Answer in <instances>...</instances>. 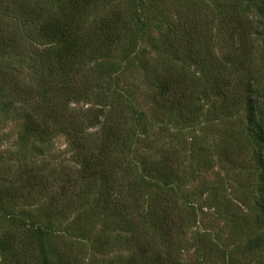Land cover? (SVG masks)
<instances>
[{"label": "rangeland", "instance_id": "1", "mask_svg": "<svg viewBox=\"0 0 264 264\" xmlns=\"http://www.w3.org/2000/svg\"><path fill=\"white\" fill-rule=\"evenodd\" d=\"M16 1L0 0V19L21 28L27 21L11 10ZM125 1L115 0V4L124 9L128 6ZM53 2L55 9H59L60 4H55L56 0ZM138 8L146 21V29L137 40L139 54L145 55L150 66L164 65L161 69L171 67L173 71H182L183 76L178 78V84L194 91L190 99L194 109L191 115L188 113L189 108L177 107L155 112L151 96L154 84L147 75L148 71L140 67L144 62L141 55L137 60L131 59L127 63L116 61L120 69L116 76L117 83H114L117 94L123 93L132 106L130 113L138 114L125 112L128 113L124 117L127 122L124 125L123 121L124 127L122 125L120 130L124 134L130 133L128 139L133 145L128 159L122 165L128 170L135 162L140 168L142 156L150 155L153 161L167 157L179 166L173 176H177L180 181H173L177 186L171 193L172 202L176 204L169 202L166 207L169 214L173 212L181 219V223L173 219L181 227L172 233L178 242L173 245V249L178 251L177 258L181 264H264V225L258 218L264 146L257 141L254 127L249 123L251 114L247 111L248 92H245L246 83L253 82L258 92L264 94L263 37L259 34L253 36L250 72L236 69L223 73L234 89L230 98L233 99L238 91L241 94L237 96V101L230 100L232 106L226 109L221 105L220 88L214 84L209 66L211 62L194 64L184 59L185 53L177 51V56L163 44L171 25L178 23L179 18L196 19L200 32L208 22L205 27L211 33L209 60L224 65L222 60L224 54L230 51V46H226L224 34L220 33V25L224 22L219 13L229 16L237 12L243 21H248L261 32L264 25V0H141ZM99 9L102 10V7ZM191 10L196 12L197 17L194 19L191 16L195 13ZM92 14H95V10L87 16ZM238 15L234 13V16ZM203 52L208 55L207 50ZM0 59L16 66L24 83L35 86L40 79L37 58ZM96 62H87L88 69L93 68ZM225 65L229 68L227 63ZM192 82L196 87L189 88ZM110 93L112 96L113 93ZM6 99L0 100V189L7 199L0 207V216L6 214L10 221L5 223L0 218V234L5 224L24 241L23 246H28L27 264H43L38 255L37 242L32 236L31 230H35V227L26 226L29 223H35L47 232V246L54 241L57 245L61 241L62 249L66 243L78 249L82 257L81 264H108L109 258H116L113 263L126 264L130 253L133 250L137 253L136 246L123 242L124 238L130 236V229L120 224L121 221L114 216L107 218L100 214L92 217L95 202L99 199L100 185L96 183L86 194H81L84 187L76 184L81 162L71 136L59 131L53 132L45 143L38 142L35 136L26 141L22 136L28 119L25 113H29L33 105L25 101L11 107L5 104ZM96 100L87 98L79 103H69L70 112L79 110L92 117H95L97 109L101 110L99 113L102 116L97 120L98 123L85 126V132L91 134L92 138L101 136L103 128L109 124L108 118L113 109L112 104L110 109L109 106L100 107ZM120 100V97H116L114 105L120 104ZM253 105L257 108L256 121L264 127V99ZM199 108L198 113L195 110ZM37 112L38 109L34 108L31 113L37 116ZM136 120L146 125L145 133ZM140 140H147L148 143H141ZM135 173L128 170V178L132 180L131 175ZM151 186L144 191L139 205L140 211L146 212L144 227L147 229L145 235L148 244L152 243L154 234L159 236V209L169 200L167 196L159 197L158 193L164 191L163 188L158 189L159 184ZM50 202L63 206L60 214L48 211ZM79 214L84 218L89 215L92 218L86 236L74 222ZM156 236L155 239H158ZM110 238L118 242H113L109 248L103 243L104 239ZM163 243H153V250L161 256L165 254L166 244ZM117 257H122V260L119 262ZM8 261L9 264H17L16 258ZM56 264L59 263L56 261Z\"/></svg>", "mask_w": 264, "mask_h": 264}, {"label": "trees", "instance_id": "2", "mask_svg": "<svg viewBox=\"0 0 264 264\" xmlns=\"http://www.w3.org/2000/svg\"><path fill=\"white\" fill-rule=\"evenodd\" d=\"M125 2L128 6L121 9L119 4H115V0H56L55 4H60L57 10L53 0H17L13 2L11 10L16 15L24 17L27 24L19 28L0 19V57H15V59H33L35 57L39 64L37 72L41 75L35 86L28 85L21 80V73L16 66L11 65L7 60L0 59V100L8 98L5 104L11 107H15L18 102L25 101H29L33 105V109L29 113H25L28 119L23 127L22 136L26 141L35 136L38 142L45 143L49 141L53 132L59 131L71 136L76 147V155L81 162L76 181V184L84 187L81 194H86L87 190L96 183L100 185V195L92 210V217H97L100 214L107 218L114 216L119 222L121 221L120 224H124L130 229V236L124 238L123 242L136 246L137 253H134L133 250L125 261L126 264H181L177 258L178 251L173 249V245L178 242L172 235L181 227L173 219L179 223H181L179 221L181 219L173 212L169 214L166 207L169 202L173 205L176 204L172 202L171 196L173 195L171 193L177 186L173 181L178 183L180 181L177 176H173L179 166L175 165V162L173 163V159L167 157L153 161L150 155H144L140 161V168L135 162L132 164V168H128L131 173L136 171L131 175L132 180L128 178V170L125 169L126 166L122 165V162L128 159L133 144L128 139L130 133L124 134L120 129L125 121V115L128 114L125 112H129L131 115L138 114L130 113L132 106L123 93L117 94L118 89L114 83H117L116 76L119 75L120 69L117 68L116 61L127 63L131 59L137 60L141 55V60L143 59L144 62L140 60L143 62V66L140 67L148 71L147 75L150 77L151 83L154 84V92L151 96L155 112L160 109L173 110L177 107L179 109L189 108L188 113L191 115L194 108H192L190 99H192L194 91L182 88L178 84V78L181 79L183 76L182 71H173L171 67H168L170 69H161L164 65L154 66L153 64L150 66V61L145 55L139 54L137 40L146 29V21L139 13L138 8L141 0H126ZM100 7L104 13L99 9ZM94 10L95 14L88 17L87 15ZM99 11L100 13H98ZM192 12L195 15H192L191 19H194L196 12ZM234 13L238 15L237 12ZM234 13L229 16L219 13L224 22L220 25V33L224 34V39L228 43L226 46H230V51L224 54L222 60L224 65L214 62L213 59L209 60L211 59L209 58L211 33H208V27H205L208 26V22L200 32L196 19L192 21L188 18H179L178 23L171 25L169 34L163 43L170 47L177 56V51L185 53L184 59L194 62V64L204 65L211 62L209 63L211 74L214 84L220 88L219 94L223 109L232 106L230 100L235 102L237 96L241 95L238 91L233 99L230 98L234 89L230 80L223 73H228L230 70L236 71V69H239L238 71L245 69L246 72H250L254 34L261 35L264 42V25L263 30L259 32L248 21H243V17L234 16ZM204 50L208 51V55L203 52ZM94 60L97 61L94 67L88 69L87 62ZM226 63L229 68L225 65ZM194 87L196 85L192 82L189 88ZM110 92L113 93L112 96ZM245 92H248L247 111L251 114L249 123L254 127L257 141L264 146V127L256 121L257 108L253 105L254 102L264 99V94L258 92L253 82L246 83ZM116 97H120L121 100L120 104L114 105ZM87 98L97 99L100 107L107 106L106 108H108L109 106L110 109V104L113 106L108 118L109 124L103 128L100 137L92 138L91 134L88 135L85 132L86 125L98 123L97 120L102 116L99 113L100 109L96 110L95 117L85 115L79 110L70 112V102L79 103ZM34 108L38 109L37 116L31 113ZM195 111L199 113L200 108ZM140 117L142 118L141 115ZM105 118L107 119V116ZM136 122L141 124V127L144 128L143 133H145L146 125L144 126L143 121L136 120ZM140 142L148 143L147 140H140ZM120 161L121 163H119ZM261 165L263 180L258 199L260 209L258 218L264 225V160ZM151 184H159L160 187L162 185L163 187L158 186V189L162 190L163 188L164 191H160L161 193L158 195L159 197L167 196L169 200L165 206L159 209L161 213L158 214L160 216L158 228L160 230L156 229L159 236L153 233L154 237L152 240L150 239L152 243L148 244L149 240L145 235L147 229L144 227L146 212L140 211L139 205L143 199L144 191L150 189ZM62 191H65L64 186ZM4 192L9 194L7 190ZM4 194L0 189V207L7 199ZM69 207H71V203H69ZM62 208L63 206L50 202L48 211L60 214ZM134 216L135 218H133ZM1 217L5 223L10 221L6 214ZM155 217L156 215L153 218ZM91 221L90 215L84 218L80 214L74 220L76 227L84 232V236L89 233L88 223ZM3 225L0 234V264H9L10 258H16L17 264H27L28 246H23L24 241L22 242L11 232V229L5 224ZM26 226L35 227V230H30L37 242L38 255L43 264H56V261L59 264L82 263L78 249L75 250L67 243L62 249L61 241H58L57 245L54 241L52 245L47 246L46 239L48 241L49 236L42 227L35 223H29ZM155 236L159 238L155 239ZM162 241L165 242L163 244H166L164 256L153 250V243L162 244ZM113 242H118V240L104 239L103 245L109 247L111 244L112 247ZM136 255L139 257L137 258ZM117 260L120 262L122 257H117ZM113 261H116V258L114 260L109 258L107 263L120 264L113 263Z\"/></svg>", "mask_w": 264, "mask_h": 264}]
</instances>
